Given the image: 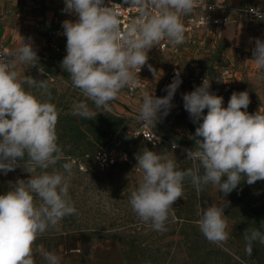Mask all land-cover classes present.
Masks as SVG:
<instances>
[{"label":"clouds","instance_id":"clouds-1","mask_svg":"<svg viewBox=\"0 0 264 264\" xmlns=\"http://www.w3.org/2000/svg\"><path fill=\"white\" fill-rule=\"evenodd\" d=\"M124 3L137 15L130 17L122 29L121 4L65 0L62 11L76 15L77 19L62 22L66 55L61 67L69 74L72 86L87 98L73 104V115L96 117L97 112L87 101L95 109L111 112L110 101L122 89L139 85L138 73L148 62L151 49L164 40L173 47L185 42L182 17L191 15L203 0H124ZM9 55L11 59L0 56V172L7 175L22 168L30 178L9 181L10 190L0 194V264H36L33 250L36 240L64 217L77 212L69 195L75 161L61 163L62 171L55 167L65 159L56 131L59 111L50 98L41 101L23 87L27 84L45 91L49 87L47 79L36 80L17 70V65L32 66L38 60L31 38L26 42L22 37ZM251 60L258 67L255 79L264 80V41L259 38H255ZM148 68L155 75L152 65ZM181 83L177 72L165 88L166 96L144 93L137 121L154 128L174 107L172 101ZM210 88V82L204 78L193 91L182 94L185 111L198 124L195 134L189 137L195 141L194 147L185 150L192 167L179 168L173 158L176 143L172 144V151L156 152L145 147L135 154V169L141 172V178L130 192L129 203L141 221L150 222L156 231H166L169 217L176 219L173 204L184 195L186 179L197 193L211 184L224 196L241 181L251 185L264 180V112L246 111L250 104L247 91L233 92L227 107H223V97ZM50 167L52 171H48ZM38 170L39 174L34 175ZM228 203L198 205L197 224L201 233L220 246L229 239L223 211ZM244 239L246 254L250 256L254 242L264 245V232L246 228ZM41 251L39 247L36 249ZM42 254L46 264H60L56 254L47 251Z\"/></svg>","mask_w":264,"mask_h":264},{"label":"rangeland","instance_id":"rangeland-1","mask_svg":"<svg viewBox=\"0 0 264 264\" xmlns=\"http://www.w3.org/2000/svg\"><path fill=\"white\" fill-rule=\"evenodd\" d=\"M64 7L55 10L52 18H47L51 28L41 29L39 35L43 37L37 38L34 34L32 46L38 56V60L34 62L35 65H17V70L22 75H30L36 80H48L47 91L27 84L23 87L41 101L50 98V102L55 104L59 113L62 114L61 117L72 112L74 103L87 100L80 89L72 86L69 74L61 67V64H56L57 59L63 60L66 55V37L63 35L64 29L62 28V22L67 20L66 12L62 11ZM244 24L246 23L242 25ZM224 34L226 38L222 41L228 43L229 30H226ZM38 39L40 43L37 42ZM6 44L3 46L6 47ZM8 51L10 54L9 48ZM51 53H54L53 60H49ZM248 56L252 59V54ZM7 59H11L10 55ZM149 64L150 57L144 65L146 70L144 69L142 73L139 88L132 90L131 86L125 87L115 100L110 101L112 111L109 113L130 117V130L138 128L137 116L143 94H149L148 84L150 82L147 79L150 73ZM233 68L242 72V79L240 86L236 89L231 83L230 93L247 89L250 103L253 104H249L248 113L254 114L258 110L264 112V105L257 104L258 100L253 92L260 88L259 81L255 79L257 65L248 63L245 72L241 64L234 65ZM249 68L253 70L250 72V77H247L245 73ZM162 77L160 75L154 81L153 92L156 97L166 96L165 88L171 83L169 78L165 80ZM261 84L264 88V80ZM261 95L264 96V89ZM87 102L89 107L95 111H104L95 109L91 101ZM172 103L174 107L170 113L162 117L152 129L157 134L165 135L170 139L188 142L179 143L178 148L173 152L175 156L173 158L177 159L179 168L186 169L184 166L185 150L193 148L195 144V141L189 138L195 132L190 136L186 132L194 125L197 127L198 124L191 121L177 93ZM200 122L202 123V120ZM179 127L185 130L181 129L178 132L176 129ZM56 131L58 141H61L57 126ZM151 150L172 151L167 147H153ZM77 155L85 169L77 171L73 168L74 175L70 180L69 195L77 212L64 217L55 228L50 227L36 240L33 245L36 264H46L42 254L44 251L52 252L60 257V264H140L143 257L149 258L152 264H264V245L254 242L252 254L249 256L245 251L246 241L244 239L246 228H256L264 232V180H258L251 185L241 181L237 188L227 196L220 193L217 186L211 184L205 186L204 191L197 193L190 181L185 180L184 195L173 204L174 209L180 210L183 220L180 222L176 219L168 220L165 225L166 231H156L151 227L150 222L141 221L129 203L130 192L138 186L141 178V172L138 169H130L128 172L119 169L99 172L95 170L90 154ZM130 158L132 162L128 165L135 167L137 165L135 154ZM192 163L191 161V165ZM48 171H52V168L50 167ZM36 174H39V170L34 175ZM17 178L28 179L30 174L24 172L22 168H16L7 175L0 172V194L10 190L8 182L15 183ZM224 201L229 202L223 210L227 220L229 239L226 244L220 246L209 242L201 233L197 224L200 219L198 205L208 207L213 203L223 204ZM97 234L108 238L100 240ZM127 240H133L141 246L131 247L126 243ZM38 247L42 249L41 252H36Z\"/></svg>","mask_w":264,"mask_h":264},{"label":"crops","instance_id":"crops-1","mask_svg":"<svg viewBox=\"0 0 264 264\" xmlns=\"http://www.w3.org/2000/svg\"><path fill=\"white\" fill-rule=\"evenodd\" d=\"M209 1H224L237 7L244 5V0ZM64 6L65 0H0V47H4L7 43L6 48L8 47L12 51L19 46L22 37L26 42L28 38H31L33 44L34 34L37 35V38L43 37L39 35L41 29L43 27L47 30L51 28L48 25L47 18H52L54 11ZM185 18L186 16L182 17L183 22ZM226 30H229V41L223 43L222 40L226 38L224 34ZM255 38L264 41V19L251 24H229L223 27L204 29L195 41H185L180 45L171 46L174 49L176 48V53L161 54L151 49L148 53L150 65L156 70V73L154 75L149 70L150 73L147 74L148 82H150L148 84L149 94L154 96V81L157 80L158 76L162 75V78L167 80L171 77L172 72L174 74L179 72L182 84L176 93L180 96L183 104L182 94L193 91L195 86L201 84L202 79L213 76L219 65L221 67L228 64L232 66L241 64L245 72L248 63L254 64L248 54H252L255 47ZM37 42L40 43V39ZM191 63L193 64L192 67L189 66ZM144 69L143 66V72ZM235 70L232 86L236 89L240 86L242 72ZM251 70L253 68H249L245 76L250 77ZM252 72H258V68L256 72ZM261 82L262 80L258 84L260 88L253 92L257 97V104L264 105V96L261 95L264 88H262ZM218 90L219 86L211 85V92L216 94ZM241 91L240 89L239 92ZM207 111V109L204 110L205 115ZM181 129L185 130L183 127L176 130Z\"/></svg>","mask_w":264,"mask_h":264},{"label":"built area","instance_id":"built-area-1","mask_svg":"<svg viewBox=\"0 0 264 264\" xmlns=\"http://www.w3.org/2000/svg\"><path fill=\"white\" fill-rule=\"evenodd\" d=\"M116 3L118 6L121 4V28L123 29L124 25L127 24L130 17H135L137 12L132 9H128L129 4L124 3V0H105V4ZM262 0H244V5L237 7L231 6L224 1H209L203 0L202 4L197 5L194 9V12L186 16L184 20L185 26V41H195L200 32L204 29L210 27H223L229 24H251L264 19V4ZM210 6L209 8L207 6ZM67 20L75 21L77 16L74 14L66 13ZM154 51L166 54L168 52L176 53V48H172L166 40L161 41L160 45L153 48ZM9 51L6 47H0V56L8 58ZM190 67L193 64H189ZM217 72L208 78H205L213 86H219V90L216 92V95L223 97V107H227L228 101L230 99V86L232 80L235 77V69L232 65H223L218 67ZM143 67L138 73L140 80L139 85L131 86V89H137L141 85L142 81ZM169 81L172 82L175 74L172 72ZM203 81V79H202ZM201 81V83H202ZM220 83V84H218ZM182 84V83H181ZM180 84V85H181ZM180 87V86H179ZM178 87V88H179ZM252 104V102L250 103ZM249 109L246 111L248 112ZM244 111V109H242ZM180 132V130H178ZM133 138H140L148 142L153 147H167L172 149V144L178 143L175 139H170L169 137L161 134H157L153 131L152 127L149 125H144L143 123L138 122V128L130 132ZM178 148V146H177ZM127 159H124V157ZM92 163L96 171L105 172L109 170L117 161L120 159L122 162L129 163L130 159L125 153H117L115 155L108 154L106 152L98 151L94 153L91 157ZM75 161V164L80 170H85L82 167L81 161L78 158L72 159Z\"/></svg>","mask_w":264,"mask_h":264},{"label":"trees","instance_id":"trees-1","mask_svg":"<svg viewBox=\"0 0 264 264\" xmlns=\"http://www.w3.org/2000/svg\"><path fill=\"white\" fill-rule=\"evenodd\" d=\"M50 40L48 39V44ZM54 53H51L49 60H53ZM62 60L57 59L56 64H61ZM97 116L92 119H86L73 113H67L64 117L59 113V119L57 123V130L60 131L61 141H58L59 146L62 148L65 159L58 163L55 167H60L61 163L72 161V159L78 158L77 154L92 155L98 151L106 152L108 154L115 155L117 153H125L129 159L131 155L137 154L143 148L147 147L151 150V146L148 142L141 140L140 138H133L130 132L131 118L127 116L113 115L106 111H96ZM195 125L186 132L187 135H191L195 132ZM179 143H188L182 141H176ZM79 159V158H78ZM132 162V160H130ZM184 166L187 168L192 167L191 160L184 157ZM74 169L78 171V166L75 164ZM110 169H119L120 171L128 172L130 169H135L134 166L128 165V163L122 162L117 159L115 164ZM189 181L186 179V182ZM177 222L183 220L180 210L174 209ZM169 220H172L169 217ZM100 240H106L108 237H104L100 234L96 235ZM126 243L131 247H140V243H135L133 240H127ZM145 247V246H144ZM140 264H152L149 258L143 257V261Z\"/></svg>","mask_w":264,"mask_h":264}]
</instances>
